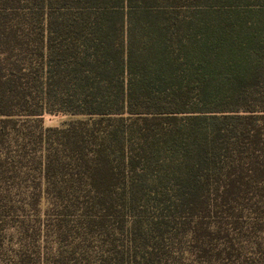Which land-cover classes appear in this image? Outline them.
Segmentation results:
<instances>
[{
  "label": "trees",
  "instance_id": "16d2710c",
  "mask_svg": "<svg viewBox=\"0 0 264 264\" xmlns=\"http://www.w3.org/2000/svg\"><path fill=\"white\" fill-rule=\"evenodd\" d=\"M0 264H264V0H0Z\"/></svg>",
  "mask_w": 264,
  "mask_h": 264
},
{
  "label": "rangeland",
  "instance_id": "374dc122",
  "mask_svg": "<svg viewBox=\"0 0 264 264\" xmlns=\"http://www.w3.org/2000/svg\"><path fill=\"white\" fill-rule=\"evenodd\" d=\"M69 119L68 115L61 114V113H45L42 116V123L44 126H59L64 121Z\"/></svg>",
  "mask_w": 264,
  "mask_h": 264
}]
</instances>
